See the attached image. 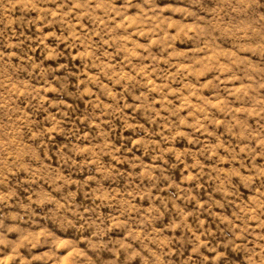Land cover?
<instances>
[{"label":"clouds","instance_id":"1","mask_svg":"<svg viewBox=\"0 0 264 264\" xmlns=\"http://www.w3.org/2000/svg\"><path fill=\"white\" fill-rule=\"evenodd\" d=\"M0 264H264V0H0Z\"/></svg>","mask_w":264,"mask_h":264}]
</instances>
